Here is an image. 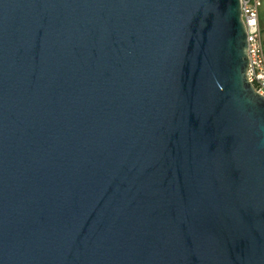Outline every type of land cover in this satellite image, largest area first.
Listing matches in <instances>:
<instances>
[{"label": "water", "instance_id": "95a60500", "mask_svg": "<svg viewBox=\"0 0 264 264\" xmlns=\"http://www.w3.org/2000/svg\"><path fill=\"white\" fill-rule=\"evenodd\" d=\"M240 0H0V264H264V96Z\"/></svg>", "mask_w": 264, "mask_h": 264}, {"label": "built area", "instance_id": "2783aa9c", "mask_svg": "<svg viewBox=\"0 0 264 264\" xmlns=\"http://www.w3.org/2000/svg\"><path fill=\"white\" fill-rule=\"evenodd\" d=\"M242 22L248 39L247 79L255 92L264 96V32L259 24L261 0H240Z\"/></svg>", "mask_w": 264, "mask_h": 264}, {"label": "crops", "instance_id": "0c3cea01", "mask_svg": "<svg viewBox=\"0 0 264 264\" xmlns=\"http://www.w3.org/2000/svg\"><path fill=\"white\" fill-rule=\"evenodd\" d=\"M259 24H261L262 30L264 32V15H262L261 10H260Z\"/></svg>", "mask_w": 264, "mask_h": 264}, {"label": "rangeland", "instance_id": "374dc122", "mask_svg": "<svg viewBox=\"0 0 264 264\" xmlns=\"http://www.w3.org/2000/svg\"><path fill=\"white\" fill-rule=\"evenodd\" d=\"M261 1H262V5L260 7V10H261L262 15H264V0H261Z\"/></svg>", "mask_w": 264, "mask_h": 264}]
</instances>
